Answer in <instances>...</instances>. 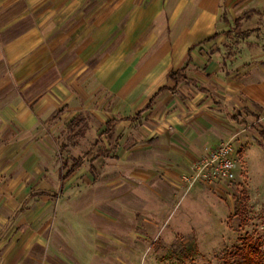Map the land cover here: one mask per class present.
Wrapping results in <instances>:
<instances>
[{
    "label": "crops",
    "instance_id": "obj_1",
    "mask_svg": "<svg viewBox=\"0 0 264 264\" xmlns=\"http://www.w3.org/2000/svg\"><path fill=\"white\" fill-rule=\"evenodd\" d=\"M104 1L0 0V264H113L98 194L180 185L231 139L236 174L264 161V0H143L146 22L115 49L111 23L130 11L113 4L130 0ZM79 114L105 139L62 158L58 132Z\"/></svg>",
    "mask_w": 264,
    "mask_h": 264
},
{
    "label": "rangeland",
    "instance_id": "obj_2",
    "mask_svg": "<svg viewBox=\"0 0 264 264\" xmlns=\"http://www.w3.org/2000/svg\"><path fill=\"white\" fill-rule=\"evenodd\" d=\"M105 5L103 0L99 9ZM144 5L143 0L113 4L115 12L128 7L130 11L126 19L111 23L114 49L121 43L123 28L146 22L137 19ZM263 21L259 30L264 35ZM104 23L99 20L98 26ZM261 38L264 41V36ZM102 44L99 42V46ZM105 53L103 50L93 54L92 62L95 64ZM101 126L99 119L77 115L72 124L58 132L59 143L64 145L60 149L61 157L71 155L66 144L75 147L85 142V148L76 147L85 153L95 139H105L100 134ZM113 149L116 154L117 146ZM250 169L249 175L237 170L235 181L229 185L197 182L189 187L183 182L175 185L158 177L146 186L138 180L120 182L98 194L92 205L98 208L100 219L112 220L107 226L101 222L99 225L104 231H111L117 242L113 264H227L240 261L239 252L250 253L254 263L264 264L262 156L252 160ZM106 207L112 210L106 212Z\"/></svg>",
    "mask_w": 264,
    "mask_h": 264
},
{
    "label": "built area",
    "instance_id": "obj_3",
    "mask_svg": "<svg viewBox=\"0 0 264 264\" xmlns=\"http://www.w3.org/2000/svg\"><path fill=\"white\" fill-rule=\"evenodd\" d=\"M235 178V147L231 139L206 148L204 156L195 164L192 174L183 179V184L189 187L197 182L229 185Z\"/></svg>",
    "mask_w": 264,
    "mask_h": 264
},
{
    "label": "trees",
    "instance_id": "obj_4",
    "mask_svg": "<svg viewBox=\"0 0 264 264\" xmlns=\"http://www.w3.org/2000/svg\"><path fill=\"white\" fill-rule=\"evenodd\" d=\"M237 23H238V21H237ZM219 35V33H215L212 37H211V39H213V38H216L217 36ZM177 73H170V76L171 77H174L175 75H176ZM180 74V73H179ZM110 131V123H109V127L104 131L105 133L106 132H109ZM70 159H73V164H72V166L70 167V169H69V171L67 172V174H69L71 171H73L76 167H78L79 166V164L82 162V160L81 159H74L73 157H70ZM68 162H69V160L68 159H65L64 160V162H63V165L64 166H67L68 165ZM248 254H250V253H247V254H245V253H243V252H239L238 253V255H239V258H241V260L239 261V259H238V261H229V262H227V264H256V263H254V261H253V259H251L249 256L250 255H248ZM243 259V260H242Z\"/></svg>",
    "mask_w": 264,
    "mask_h": 264
}]
</instances>
